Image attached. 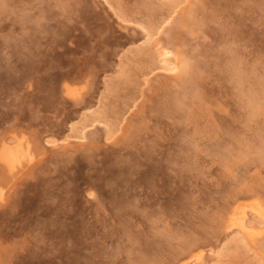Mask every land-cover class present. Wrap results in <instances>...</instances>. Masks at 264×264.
<instances>
[{
  "label": "rangeland",
  "instance_id": "374dc122",
  "mask_svg": "<svg viewBox=\"0 0 264 264\" xmlns=\"http://www.w3.org/2000/svg\"><path fill=\"white\" fill-rule=\"evenodd\" d=\"M168 2L0 0V139L34 153L0 168V264H264L224 229L264 204V0Z\"/></svg>",
  "mask_w": 264,
  "mask_h": 264
},
{
  "label": "bare ground",
  "instance_id": "6f19581e",
  "mask_svg": "<svg viewBox=\"0 0 264 264\" xmlns=\"http://www.w3.org/2000/svg\"><path fill=\"white\" fill-rule=\"evenodd\" d=\"M177 1L178 0H169L168 3L175 5ZM171 55L170 51H167L166 49H163L159 55L165 70L169 72H177L178 74L182 73L189 67H187L185 62L182 61L183 59H173ZM64 91L65 95L71 98V101H80L81 92L79 93V90L76 88L64 86ZM96 121V116L87 119V123H90V125ZM87 123L83 124V127L80 130L82 139L85 138L82 132L86 129V125H88ZM107 131H109L108 137H110L113 132L110 130ZM27 139L19 134H11L8 137L0 139V168L8 177L13 178L19 171L26 169L33 163L34 153L31 144ZM242 199L243 198H236V201L234 202L231 211L229 210V215L224 222V229L227 232L236 235L237 238L234 240L235 244L255 245L264 236V204L258 198L254 197H251L250 199L246 198L247 200ZM186 249L185 262L192 264L201 260L202 253L201 251H198L197 248L195 249L192 247Z\"/></svg>",
  "mask_w": 264,
  "mask_h": 264
}]
</instances>
